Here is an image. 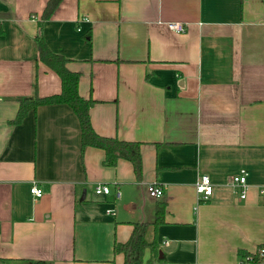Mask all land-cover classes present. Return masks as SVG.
<instances>
[{
  "label": "crops",
  "instance_id": "obj_1",
  "mask_svg": "<svg viewBox=\"0 0 264 264\" xmlns=\"http://www.w3.org/2000/svg\"><path fill=\"white\" fill-rule=\"evenodd\" d=\"M47 1L0 0V264H123L113 244L136 224L157 246L141 264H242L239 252L264 244V0H62L44 22L47 47L94 102L93 130L141 143L139 177L125 160L107 167L102 150L81 151L65 104L9 123L20 99L60 92L37 61ZM240 171L244 199L228 185ZM202 175L213 193L199 201ZM148 184L163 195L150 197Z\"/></svg>",
  "mask_w": 264,
  "mask_h": 264
},
{
  "label": "trees",
  "instance_id": "obj_2",
  "mask_svg": "<svg viewBox=\"0 0 264 264\" xmlns=\"http://www.w3.org/2000/svg\"><path fill=\"white\" fill-rule=\"evenodd\" d=\"M61 1H47L37 21L38 33L35 37L38 53L37 61L59 77L60 92L45 97L35 95L20 99L15 117L9 123L11 125L20 124L30 112H34L40 106L65 104L72 109L78 119L81 151L87 147L102 150L104 152L102 164L107 167H113L119 160H125L132 165L134 174L139 177L142 173L141 143L100 136L93 130L89 118V110L94 102L91 99H83L79 95V73L69 71L66 67L68 60L61 54L50 51L43 39V24L50 18ZM163 215V208L157 207L155 220L151 226L156 227L162 224ZM147 230L148 225L136 224L132 234L125 243L115 242L113 244V253L123 254V264H141L146 248H150L154 253L157 252L155 239L154 237L148 238ZM261 250L263 251L262 253H260ZM239 255L242 263L264 264V244L259 245L254 252H239ZM27 264H45V262L28 261Z\"/></svg>",
  "mask_w": 264,
  "mask_h": 264
},
{
  "label": "built area",
  "instance_id": "obj_3",
  "mask_svg": "<svg viewBox=\"0 0 264 264\" xmlns=\"http://www.w3.org/2000/svg\"><path fill=\"white\" fill-rule=\"evenodd\" d=\"M165 27L176 34H183L186 31V26L183 23L178 22H168L165 24ZM247 173L245 171H240L238 174L232 176L229 180V187L239 194L240 199H244L246 197L247 190ZM197 199L199 201L207 200L213 193V185L209 176L202 175L198 182L195 185ZM146 192L150 197L160 198L163 195V189L154 184H148L146 186ZM30 193L35 197H41L42 191L36 185V183H32L30 187ZM94 193L99 195H109L110 189L105 184H97L94 188ZM258 194L264 199V185L258 187ZM120 190L116 188L114 190V198L118 200L120 198ZM263 251L261 250L260 253ZM242 264H252L251 262H246Z\"/></svg>",
  "mask_w": 264,
  "mask_h": 264
}]
</instances>
